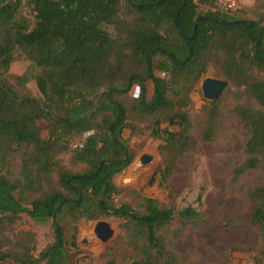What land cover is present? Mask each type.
<instances>
[{
    "label": "trees",
    "instance_id": "1",
    "mask_svg": "<svg viewBox=\"0 0 264 264\" xmlns=\"http://www.w3.org/2000/svg\"><path fill=\"white\" fill-rule=\"evenodd\" d=\"M254 17L201 12L194 0H0V264H71L65 228L76 250L78 221L106 217L123 224L105 264H117L119 251L132 254L127 264H187L162 231L196 227L201 213L152 198L139 210L117 205L113 178L135 159L124 130L161 141L164 188L198 141H215L219 98L202 107L198 139L191 134L190 95L209 66L238 90L231 112L248 138L233 180L263 170L248 196L249 220L264 232V1ZM16 53L31 63L19 76L9 74ZM23 216L49 224L53 241L38 251L35 234L18 229Z\"/></svg>",
    "mask_w": 264,
    "mask_h": 264
},
{
    "label": "rangeland",
    "instance_id": "2",
    "mask_svg": "<svg viewBox=\"0 0 264 264\" xmlns=\"http://www.w3.org/2000/svg\"><path fill=\"white\" fill-rule=\"evenodd\" d=\"M194 1L199 3L201 12L218 11L234 19L252 21L255 20L254 12L264 0H235L236 8L229 12L215 10L207 0ZM25 3L26 0H22V4ZM25 11L28 12V9L25 8ZM30 65L21 54L16 53L9 74L22 75L30 69ZM205 78L223 79L209 66L203 79L196 84L190 95V115L193 122L191 134L196 139L200 134L198 121L203 118L201 109L208 102L202 97L200 90V84ZM26 87L33 96H39L34 81H30ZM147 89L149 99L150 84ZM237 92L235 87L228 84L220 94L222 117L219 120L217 138L212 143L198 141L195 152L177 162V168L166 183L167 188L160 183L156 171L161 164L157 150L161 141L151 138L148 132L143 135H131L129 130H124L122 133L129 148L135 152V159L122 173L113 178L114 185L121 190L119 195L114 196V203L128 204L139 210L144 198H152L175 209L191 206L199 211L201 221L198 226L181 228L174 222L169 229L162 231L168 245L187 264H264V232L249 220L252 203L248 196L253 186L263 182V170L249 172L240 179L233 180V169L244 159L243 149L248 138L238 118L231 112V108L237 103ZM134 93L132 91V94ZM240 103L244 105L247 102L241 99ZM250 105L257 107L252 101ZM41 125L42 135L47 137L46 123L42 122ZM169 130L178 129L171 127ZM85 136L87 134L74 138L71 149L72 145L82 142ZM143 154L151 157V161L146 165L139 161ZM67 162L68 156H64L63 163ZM18 170L17 160L11 172L16 175ZM99 221L108 223L113 231L111 238L102 243L94 234L98 221L81 219L76 225V250L68 245L72 231H69L68 227L65 228L66 249L73 255L71 264H105L109 259V248L122 235L123 220L106 217ZM18 229L35 234L38 251L53 241V231L49 224H38L23 216ZM127 252H118L117 264L128 263L130 258L127 255L132 254Z\"/></svg>",
    "mask_w": 264,
    "mask_h": 264
},
{
    "label": "water",
    "instance_id": "3",
    "mask_svg": "<svg viewBox=\"0 0 264 264\" xmlns=\"http://www.w3.org/2000/svg\"><path fill=\"white\" fill-rule=\"evenodd\" d=\"M179 32L187 39L182 31L179 30ZM227 85V81L223 79L205 78L200 84L202 97L208 102L216 101ZM139 161L142 165H146L151 161V157L143 154ZM94 234L102 243H106L111 238L113 231L108 223L98 221L94 227Z\"/></svg>",
    "mask_w": 264,
    "mask_h": 264
},
{
    "label": "built area",
    "instance_id": "4",
    "mask_svg": "<svg viewBox=\"0 0 264 264\" xmlns=\"http://www.w3.org/2000/svg\"><path fill=\"white\" fill-rule=\"evenodd\" d=\"M210 7L214 8L215 10L229 12L233 11L236 8L235 0H207ZM132 91L135 93L132 94ZM137 93V88L133 87L131 90V96H134ZM73 148H80L81 142L72 145Z\"/></svg>",
    "mask_w": 264,
    "mask_h": 264
}]
</instances>
